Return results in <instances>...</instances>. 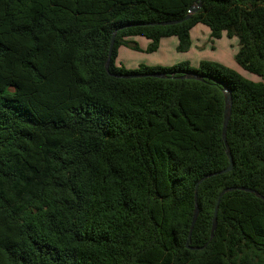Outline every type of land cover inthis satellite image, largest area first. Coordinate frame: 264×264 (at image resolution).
<instances>
[{"label": "trees", "instance_id": "trees-1", "mask_svg": "<svg viewBox=\"0 0 264 264\" xmlns=\"http://www.w3.org/2000/svg\"><path fill=\"white\" fill-rule=\"evenodd\" d=\"M0 0V264H264V83L213 60L116 64L118 48L178 51L197 24L236 39L264 77V0ZM110 73L104 68L111 34ZM195 72L201 79H182ZM150 74H164L150 76ZM231 93L226 141L222 86ZM206 243V245H204Z\"/></svg>", "mask_w": 264, "mask_h": 264}, {"label": "water", "instance_id": "water-1", "mask_svg": "<svg viewBox=\"0 0 264 264\" xmlns=\"http://www.w3.org/2000/svg\"><path fill=\"white\" fill-rule=\"evenodd\" d=\"M200 0H196L187 10V14L181 18V19H177V20H167V21H160V22H150L148 23L149 25H169V24H174V23H178L181 22L183 20H187L192 13H195L199 7H200ZM115 32L114 31L111 34L110 37V42H109V46H108V51H107V59L104 65L105 71L113 76V77H119V78H136V77H142L145 76L144 74H140V73H127V74H115V73H110L109 69H108V65H109V58L111 55V51H112V47H113V43H114V36H115ZM150 76H161L164 77V74H150ZM180 78L182 79H195V80H199L201 79V75H199L198 73L195 72H184ZM222 93H223V103H224V108H223V118H222V126H221V139L222 142L225 145V153L226 156L228 158V164L226 167L216 170V171H212L209 172L205 175H203L200 179H198V181L195 183L194 186V206H193V214L191 217V221H190V226H189V231L187 234V239L185 241V247L189 248V249H200L201 246L199 247H193L190 245V236H191V232L198 214V205H197V188L198 185L205 180L206 178H209L211 176H216L218 174H224L227 173L228 171H230L232 169L233 166V160H232V155L231 152L229 150L227 141H226V128H227V123L229 120V116H230V111H231V104H232V99H231V93L230 90L228 89L227 86L223 85L222 86ZM232 190H243L246 192H251L254 193V195L258 198H260L261 200L264 201V196L261 195L259 192H257L256 190L250 189V188H245L242 186H230V187H225L223 188L220 193L218 194L217 198H216V202H215V206H214V211L211 217V225H210V236L209 239L213 236V232L216 228V216H217V209H218V203L219 200L221 198V196L225 193V192H229ZM206 245V243L204 244Z\"/></svg>", "mask_w": 264, "mask_h": 264}, {"label": "crops", "instance_id": "crops-1", "mask_svg": "<svg viewBox=\"0 0 264 264\" xmlns=\"http://www.w3.org/2000/svg\"><path fill=\"white\" fill-rule=\"evenodd\" d=\"M200 23H197L193 28H191L190 30V36H191V40L193 42V39H195L198 35L197 31L198 30V27ZM202 25V24H200ZM203 28H205L207 34L206 36L209 37V29L207 27H205L204 25H202ZM224 38V41H225V47L224 49L222 48V52L220 54H212V56H207L205 54V57L209 60H213V61H217V62H220L234 70H236L237 72H239L240 74H244L243 73V69L241 67H239V65L234 61V53L236 51V47L234 49V51H231V49L229 48V45L231 46L233 43L234 45L236 46V39L235 38H227L224 34L218 38L216 41H220ZM227 39H231L233 40V43L230 42V43H227ZM131 40H134L137 42V44L139 45L140 48H142L143 50L146 48L147 44L149 43V40L147 38H144L142 36H135V37H132ZM205 41H206V38H205ZM203 41H201L202 43ZM198 43V42H196ZM178 44V39L175 37V36H168V37H162L160 40H159V47H158V54L160 57L156 58L154 57L153 58V62L151 63H144L146 65H172L174 63H177L176 62V55L172 52V50H175L176 46ZM162 46H168L169 47V50L167 52L166 55H163L162 54ZM125 48V49H124ZM185 54V53H184ZM136 52L135 51H132V49L130 47H125V46H120L118 48V55H117V58H116V64L117 65H121V63L123 62L124 63V67H132V68H136L138 67V65L140 64L139 61H137L138 57H136ZM199 55V52L195 53V51H193L192 48L189 49V53L186 54V56L188 57H181V58H184L186 61H188L190 63L191 66L193 67H196L197 64L199 63V61L201 59L198 60V56ZM179 58H177L178 60ZM183 61V60H181Z\"/></svg>", "mask_w": 264, "mask_h": 264}, {"label": "rangeland", "instance_id": "rangeland-1", "mask_svg": "<svg viewBox=\"0 0 264 264\" xmlns=\"http://www.w3.org/2000/svg\"><path fill=\"white\" fill-rule=\"evenodd\" d=\"M195 25H193L191 28H193ZM198 25H199L198 30H196L198 35H197V37L195 39H193V42H192L191 36H190L191 28L189 30L190 45H189V47H188V49L186 51H178L176 48H175V50H172V52L176 55V62H179L181 60H185L184 58H181V57H184V56L187 57L186 54L189 53V49L190 48H192L193 51H195V53L199 52V55L197 56L198 60L199 59H201V60H203V59L209 60V59H207L205 57V54L207 56H212V54H220L222 52L221 51L222 48L224 49V47L226 46L224 38L217 42L216 41L217 39L215 40V39H213L211 37H207L206 36L207 32H206L205 28H203V26H202L203 24L202 25L198 24ZM166 37H168V36H166ZM205 38H206V41H205ZM201 41H203V42L201 43ZM196 42H198V43H196ZM230 42L233 43V40L227 39V43H230ZM235 47L236 46L234 45V43L231 46L229 45V48L231 49V51H234ZM168 50H169L168 46H162V54L163 55H166ZM132 51L136 52V54H137L136 57H138L137 61H139L140 64L151 63V62H153L152 60H153L154 57H156V58L160 57L159 54H158V48L155 51H152V52H146L145 50H143L140 47H139V49H132ZM177 58H179V59L177 60ZM121 65L123 66L124 63L122 62ZM126 69L135 70L132 67H126ZM243 73H245V75L242 74L245 78H248V79H250L252 81H260V82L264 83V77H260V76L251 74V73H249V72H247L245 70H243Z\"/></svg>", "mask_w": 264, "mask_h": 264}]
</instances>
